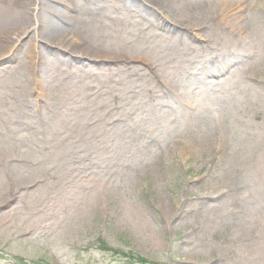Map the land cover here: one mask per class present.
Masks as SVG:
<instances>
[{
  "label": "rangeland",
  "instance_id": "obj_1",
  "mask_svg": "<svg viewBox=\"0 0 264 264\" xmlns=\"http://www.w3.org/2000/svg\"><path fill=\"white\" fill-rule=\"evenodd\" d=\"M104 1L113 12L121 2ZM139 14L170 40L137 26ZM139 14L132 35L101 27L98 42H130L152 66L87 78L51 56L34 71L33 32L0 62V264H264V161L238 154L244 136L264 145V86L248 83L258 94L240 116L237 88L198 102L203 80L187 75L220 54L202 49L208 34L167 11ZM223 125L225 144L214 139Z\"/></svg>",
  "mask_w": 264,
  "mask_h": 264
},
{
  "label": "bare ground",
  "instance_id": "obj_2",
  "mask_svg": "<svg viewBox=\"0 0 264 264\" xmlns=\"http://www.w3.org/2000/svg\"><path fill=\"white\" fill-rule=\"evenodd\" d=\"M104 2L0 0V62L14 56L22 37L33 32V40L40 44V48L32 44L28 52L34 71L38 69L36 60H48L51 56L54 57L50 58L51 61L55 62L60 73L67 75L69 71L75 70L74 75L81 74L87 78L108 72V77L113 76V71L125 67L121 64L138 60L152 66L154 60L132 50L130 42L121 46L99 44L100 37H105L99 36V30L105 27L112 32L116 28L121 31L122 36L132 35L134 24L129 18L133 13L146 12L149 15L156 11H167L169 16L186 28L208 34L204 36L206 44L202 49H217L220 52L211 54L210 51L207 57L199 60L188 71V79L203 80V86L195 96L198 102L212 100L215 91L222 92V87L237 88L238 100L235 98L234 104L240 116L258 94L248 83L254 81L259 87L264 86V82L252 77V67L249 64L251 59H256L264 67V17L260 16L262 9L264 16V0H121L116 1L119 7L113 9L114 12L110 6L104 7ZM61 6L67 10H62ZM139 17L143 21L136 23L137 26L153 33L155 37L170 40L167 35L153 30L154 26L144 14H139ZM77 62L79 63L75 64ZM110 62L119 65L111 69L98 68ZM235 63L236 68L224 79L218 82L205 80L209 75H222L227 71V66ZM6 69L4 67L0 71L4 72ZM224 118L222 117L223 120ZM169 122L172 124L173 121ZM239 125L246 128V136H256V131L248 128V123L240 121ZM227 133V126L218 127L214 139L225 144ZM247 138L244 136L238 141V154L254 157L256 152L261 151L259 158L264 161V145L257 147V142ZM259 148H263V152ZM261 248L263 250L264 246Z\"/></svg>",
  "mask_w": 264,
  "mask_h": 264
},
{
  "label": "trees",
  "instance_id": "obj_3",
  "mask_svg": "<svg viewBox=\"0 0 264 264\" xmlns=\"http://www.w3.org/2000/svg\"><path fill=\"white\" fill-rule=\"evenodd\" d=\"M106 246V245H105ZM106 250H110V249H108L107 247H106Z\"/></svg>",
  "mask_w": 264,
  "mask_h": 264
}]
</instances>
